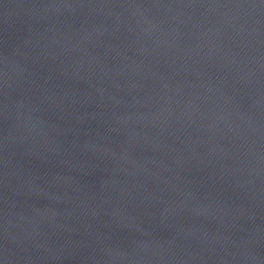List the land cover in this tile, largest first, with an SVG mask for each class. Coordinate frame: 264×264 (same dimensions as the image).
<instances>
[{"label":"water","instance_id":"1","mask_svg":"<svg viewBox=\"0 0 264 264\" xmlns=\"http://www.w3.org/2000/svg\"><path fill=\"white\" fill-rule=\"evenodd\" d=\"M0 264H264V0H0Z\"/></svg>","mask_w":264,"mask_h":264}]
</instances>
